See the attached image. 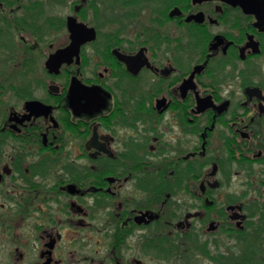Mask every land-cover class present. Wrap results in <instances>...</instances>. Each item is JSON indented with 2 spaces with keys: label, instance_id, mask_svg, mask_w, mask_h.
<instances>
[{
  "label": "flooded vegetation",
  "instance_id": "flooded-vegetation-1",
  "mask_svg": "<svg viewBox=\"0 0 264 264\" xmlns=\"http://www.w3.org/2000/svg\"><path fill=\"white\" fill-rule=\"evenodd\" d=\"M0 264H264V0H0Z\"/></svg>",
  "mask_w": 264,
  "mask_h": 264
},
{
  "label": "water",
  "instance_id": "water-1",
  "mask_svg": "<svg viewBox=\"0 0 264 264\" xmlns=\"http://www.w3.org/2000/svg\"><path fill=\"white\" fill-rule=\"evenodd\" d=\"M69 28L74 32L73 38H78V34L76 33V31L79 29V25L75 24L74 22H68ZM65 50L61 49L56 51L54 54H52L49 59L46 62V66L47 68L52 71V70H57L58 64L60 62V58H62V56L64 55Z\"/></svg>",
  "mask_w": 264,
  "mask_h": 264
},
{
  "label": "rangeland",
  "instance_id": "rangeland-1",
  "mask_svg": "<svg viewBox=\"0 0 264 264\" xmlns=\"http://www.w3.org/2000/svg\"><path fill=\"white\" fill-rule=\"evenodd\" d=\"M19 70H12V69H8L5 73H6V76L8 77V76H10L11 78H16V73L18 72ZM37 71H38V74L39 75H42V66H41V64L39 65V66H37V70L35 71V74L37 73ZM13 80H15V79H13ZM254 261V260H253Z\"/></svg>",
  "mask_w": 264,
  "mask_h": 264
}]
</instances>
